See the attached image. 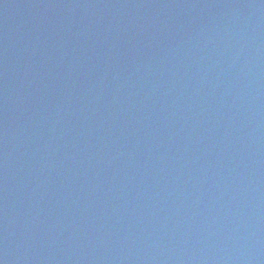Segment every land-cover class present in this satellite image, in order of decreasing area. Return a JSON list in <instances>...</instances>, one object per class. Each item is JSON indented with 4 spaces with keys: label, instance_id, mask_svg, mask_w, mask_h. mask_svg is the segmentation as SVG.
<instances>
[{
    "label": "water",
    "instance_id": "95a60500",
    "mask_svg": "<svg viewBox=\"0 0 264 264\" xmlns=\"http://www.w3.org/2000/svg\"><path fill=\"white\" fill-rule=\"evenodd\" d=\"M0 264H264V0H0Z\"/></svg>",
    "mask_w": 264,
    "mask_h": 264
}]
</instances>
